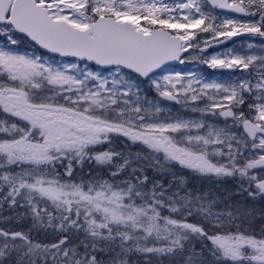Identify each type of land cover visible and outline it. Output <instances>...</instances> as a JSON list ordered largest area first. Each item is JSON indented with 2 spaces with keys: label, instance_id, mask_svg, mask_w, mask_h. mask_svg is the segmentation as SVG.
I'll use <instances>...</instances> for the list:
<instances>
[{
  "label": "snow or ice",
  "instance_id": "obj_1",
  "mask_svg": "<svg viewBox=\"0 0 264 264\" xmlns=\"http://www.w3.org/2000/svg\"><path fill=\"white\" fill-rule=\"evenodd\" d=\"M245 34L264 0H0V220L32 225L0 227V264H264V43L227 46ZM175 165L251 199L146 174Z\"/></svg>",
  "mask_w": 264,
  "mask_h": 264
},
{
  "label": "trees",
  "instance_id": "obj_2",
  "mask_svg": "<svg viewBox=\"0 0 264 264\" xmlns=\"http://www.w3.org/2000/svg\"><path fill=\"white\" fill-rule=\"evenodd\" d=\"M116 147L117 150L124 149V145L122 143H118ZM92 167H93L92 164L86 163L84 166V172L87 173ZM146 174L149 176L150 180L158 181L159 183L165 184V186L168 185L175 186L178 184L181 185L182 193L183 191H190L193 194H200L204 196L211 194L210 188L212 184L216 182L219 183L221 181L222 183L221 190L223 191V193L216 196L217 199L216 201L221 207H223L224 201L226 200L237 201L243 206L247 200L251 199V198H246L243 194L238 193V183L232 178H216V177L205 176L191 169L181 168L179 165H175L174 167L169 166L167 169H163V170L148 167L146 169ZM150 186L151 185H149V187ZM248 207L253 208L258 214L259 210L262 207H264V202L259 201V199L257 198L256 202L254 204H248ZM3 215L9 216L15 214L10 212L6 208ZM192 219H193L192 217H189V220ZM5 226L27 232L32 225L30 219H23L19 221L13 220L11 223H6L5 221L0 220V227H5ZM32 235L36 239L46 241V238L43 235V233H38L36 230H33ZM131 260L133 262L139 261V264H144V261L140 258L139 254L132 256Z\"/></svg>",
  "mask_w": 264,
  "mask_h": 264
},
{
  "label": "rangeland",
  "instance_id": "obj_3",
  "mask_svg": "<svg viewBox=\"0 0 264 264\" xmlns=\"http://www.w3.org/2000/svg\"><path fill=\"white\" fill-rule=\"evenodd\" d=\"M241 18L242 19H247L246 17H241ZM249 40L255 41L258 45L261 44V43H264V38H260L258 36H251L250 34H246L245 37H243L241 40H238L235 44H233V43H231V41H229L227 46L235 47V48H237V50H240L242 48L246 49L247 48V44L246 43L241 44L240 42H246V41H249ZM224 47H226V45H220L219 46L220 49H222ZM214 50H219V49L209 48L208 52L211 53ZM22 51H23V49H22ZM95 68L96 67H94L93 69H95ZM173 68H174L175 71H180V72H187L189 69H193V68L202 69L205 73H212L213 71H215L217 73L215 78L216 79H221L222 78L220 75H218L220 73L218 71V69L217 70L208 69L205 65L197 64L195 62L189 63V62L186 61L183 68H180V67H173ZM101 71H103V70H101ZM224 73H225V77H223V78H226L227 77V72H224ZM104 74H107V73L105 72ZM142 87L143 88H148L149 86L145 84V85H142ZM154 95H155V93L153 92V96ZM164 103H167V102H164ZM168 104H170V103H168ZM171 107H172L173 113H175L177 110L180 109L179 105H171ZM182 114L187 116V117L198 116L197 113H191V112H186V113H182ZM208 119H215V118L208 117ZM221 187H222L221 181L219 183L216 182V183L212 184V186L210 188L211 194L205 195V196L211 197V198L217 200L216 196L223 193V191L221 190Z\"/></svg>",
  "mask_w": 264,
  "mask_h": 264
},
{
  "label": "water",
  "instance_id": "obj_4",
  "mask_svg": "<svg viewBox=\"0 0 264 264\" xmlns=\"http://www.w3.org/2000/svg\"><path fill=\"white\" fill-rule=\"evenodd\" d=\"M231 15H236V14H231ZM239 37H242V36L234 37L233 40L236 39V38H239ZM179 64H180L179 62H173V66H176V65H179ZM220 71H226L227 72V70H220Z\"/></svg>",
  "mask_w": 264,
  "mask_h": 264
}]
</instances>
